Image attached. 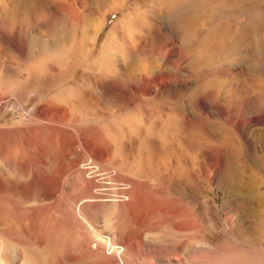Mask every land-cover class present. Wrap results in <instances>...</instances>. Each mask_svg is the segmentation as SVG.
Listing matches in <instances>:
<instances>
[{"label":"rangeland","instance_id":"1","mask_svg":"<svg viewBox=\"0 0 264 264\" xmlns=\"http://www.w3.org/2000/svg\"><path fill=\"white\" fill-rule=\"evenodd\" d=\"M0 264H264V0H0Z\"/></svg>","mask_w":264,"mask_h":264},{"label":"bare ground","instance_id":"2","mask_svg":"<svg viewBox=\"0 0 264 264\" xmlns=\"http://www.w3.org/2000/svg\"><path fill=\"white\" fill-rule=\"evenodd\" d=\"M105 17V19H102L101 20V22H100V25H99V27L98 28H96L95 29V31H93V33H91V32H89L88 30L84 33V34H82V43L81 42H79V44L81 45V49H84V53L81 55V59L83 58V60L82 61H84V60H86L87 58H88V56H89V53H88V51L90 50V47H91V45L92 44H94L95 43V41H96V39H97V35H98V33H99V31H100V29L102 28V26L104 25V24H106V21H107V18H109L108 17V15H106V16H104ZM103 17V18H104ZM94 25V24H93ZM77 25H73V27H72V30H70V32H69V35L68 34H66L65 35V31H60L59 33L60 34H58L57 35V44L56 43H54V45L57 47V48H61V46H62V42H63V44L64 45H68V46H70L72 43L75 45V48H77V36H78V34H77ZM111 31L109 32V34H108V39H109V37L111 36ZM49 41V43H51L52 41H50V39L49 40H47V42ZM89 41V43H87ZM49 43H47V44H49ZM67 53V52H66ZM88 53V54H87ZM87 54V55H86ZM90 54H91V50H90ZM81 62H77V64L79 65ZM95 63V61L92 63V65L90 66V68L91 67H93V64Z\"/></svg>","mask_w":264,"mask_h":264}]
</instances>
